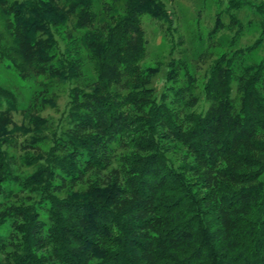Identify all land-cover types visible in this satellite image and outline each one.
<instances>
[{"label":"trees","instance_id":"trees-1","mask_svg":"<svg viewBox=\"0 0 264 264\" xmlns=\"http://www.w3.org/2000/svg\"><path fill=\"white\" fill-rule=\"evenodd\" d=\"M249 5L229 0L225 12L237 23ZM144 15L173 42L163 0H0V64L47 81L26 110L67 87L66 111L28 146L34 172L21 179L6 145L26 125L0 88V264H264V63L246 70L239 103L227 54L200 84L174 58L145 69Z\"/></svg>","mask_w":264,"mask_h":264},{"label":"rangeland","instance_id":"rangeland-1","mask_svg":"<svg viewBox=\"0 0 264 264\" xmlns=\"http://www.w3.org/2000/svg\"><path fill=\"white\" fill-rule=\"evenodd\" d=\"M163 1L174 15L176 32L173 42H171L163 24L148 15L142 17L147 40V55L142 62L143 68H155L159 63L167 64L174 58L181 60L186 65L188 74L196 78L200 84L204 81L203 78L212 61L227 54L234 60L233 89L236 103H239L238 87L241 80L246 77V70L264 63V23L262 20L264 12L259 11L260 7L264 10V0H247L250 5L237 14V23L232 22L230 16L225 12L229 0ZM1 29L2 27H0V31ZM258 41L260 44L255 45ZM252 46V50H247ZM185 74L183 70L180 71V82L186 80ZM93 79L91 68L86 64L83 79L80 82L88 85L93 82ZM45 82L37 84L35 80L23 81L12 70H8L0 64V88L14 94L17 100V109L19 110L12 113L14 122L20 127L26 125L25 129L22 127L19 131H14L6 145L15 162L14 175L19 179L34 172V167H29L25 163L26 154L35 152L28 146L34 144V138L50 135L66 111L67 87L62 84H58L54 94L48 96L49 99H54V105L48 103L37 110H26L34 97L45 95L39 92ZM260 87L264 93V72ZM4 109L3 105L0 106V113L6 111ZM33 113L50 122L48 130L42 134L37 133L34 126L29 127L27 120L24 119L26 115ZM38 146L43 150L48 149L47 142L38 144ZM5 188L17 191L18 185L7 184ZM0 234L2 235L3 231L0 230Z\"/></svg>","mask_w":264,"mask_h":264}]
</instances>
